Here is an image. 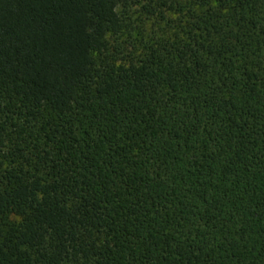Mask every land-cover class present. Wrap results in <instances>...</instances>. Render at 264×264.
Masks as SVG:
<instances>
[{"label":"trees","instance_id":"16d2710c","mask_svg":"<svg viewBox=\"0 0 264 264\" xmlns=\"http://www.w3.org/2000/svg\"><path fill=\"white\" fill-rule=\"evenodd\" d=\"M0 264H264V0H0Z\"/></svg>","mask_w":264,"mask_h":264}]
</instances>
